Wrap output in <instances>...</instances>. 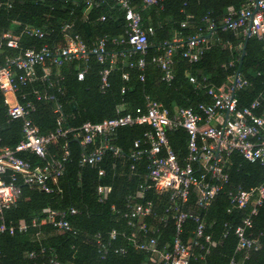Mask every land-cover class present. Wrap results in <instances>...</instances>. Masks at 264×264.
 I'll return each mask as SVG.
<instances>
[{
	"label": "trees",
	"instance_id": "1",
	"mask_svg": "<svg viewBox=\"0 0 264 264\" xmlns=\"http://www.w3.org/2000/svg\"><path fill=\"white\" fill-rule=\"evenodd\" d=\"M248 0H162L159 6H154L142 12L143 22L154 29L150 37V47L144 59L146 66L143 71L137 67H129L135 63L139 55H134L122 65H117L108 76L109 87L104 94L98 91L100 82L99 72L108 65H99L94 56L88 57L89 69L83 81H77L76 73L79 63L73 61L62 68L64 75L58 87H63V94H56L57 87L48 88L41 82L30 84L25 91L31 93L34 88L41 92L53 93L57 97L60 111L64 117V128H79L82 124L99 123L104 119H111L117 115L134 113L138 108H145L146 98L160 103L170 112L177 108L195 109L200 103H208L209 99L204 91L195 90L188 78L193 76L198 82H205L215 87L227 85L226 80L238 69L240 60L238 45L245 42L239 33L222 30V21L229 9L240 10ZM9 3L10 7L4 4ZM138 6L140 0H132ZM0 35L13 31L17 32L24 26L41 29L57 41L64 23L73 26L72 32L78 34L87 46H91L96 39L108 36L114 38L123 33L122 11L113 6L110 0L99 2L97 7L87 9L80 0H0ZM106 16V21L99 18ZM208 18L214 24L213 34L208 37L205 31L204 19ZM187 22L182 28L181 24ZM199 34L208 38L211 47L204 52L195 63H189L182 56L186 50L187 39ZM182 39V48L174 52L172 66L173 79L170 83L162 81V71L151 62L152 58L162 53L165 43L170 44L175 37ZM47 41L33 40L23 37L24 47L35 45L37 48ZM108 50L124 52L127 47H113L110 43ZM233 61L234 66L228 67ZM128 75V80L121 78ZM241 76L250 82L251 86L236 92L240 108L248 106L260 94L263 96L262 106L257 113L264 110V35L261 38L250 37L246 42L245 55L240 67ZM143 80H140V77ZM125 91L122 93V89ZM54 102H37L36 110L31 114L32 122L38 127L40 134L45 135L56 128L58 114L54 111ZM119 111V113L117 112ZM22 122L7 118V108L0 94V148H14L22 139ZM150 131L147 126H133L119 129L112 140V144L119 147L123 157L112 156L106 152L102 160L94 167L79 166L82 149L79 139L69 135L47 147L48 158L62 154V147L66 146L69 156L63 163V174L56 184H50L53 194H44L19 182L20 197L15 206L4 210L3 221L7 227L17 226L23 222L27 226L24 233L9 235L0 234V264H43L55 258L61 264H142L147 256L143 252L130 249L126 238L131 235L132 228L124 220L112 212L111 207L124 210L125 199L133 195L143 182L146 162L132 161L128 158L134 141H143L144 133ZM169 144L181 161L185 154L187 137L182 130L167 134ZM94 147L89 146L88 151ZM32 165H43V161L32 154H20ZM105 172L98 176V170ZM228 183L223 191L213 201L210 208L201 212L206 225L205 234L210 235L215 244L205 253L206 245L199 240L200 247L193 249L191 264H228L234 257L238 264H264V203L259 208L253 220V228L249 230L252 238L258 240L256 250L248 252L244 259V252H235L236 238L234 228L244 217V211L226 212L229 207V193L238 187L249 190L264 184V169L259 163H249L237 154L230 157L226 166ZM111 187V192L103 203L97 201V185ZM154 200V199H153ZM155 201V200H154ZM157 202V200H156ZM192 203V198L190 199ZM157 214L162 215V202L158 206ZM76 209L77 214L68 220L76 234L61 233L50 225H39L38 221L44 217L46 210L68 211ZM185 211L198 213L191 204L184 206ZM1 223V221H0ZM225 224L231 229L223 238L226 231ZM195 223L187 221L184 225L182 240L190 237ZM159 228V227H158ZM112 230L119 235L114 241H108V233ZM100 234V244L108 246V253L102 257L100 244L96 235ZM159 245L171 243L174 238V227L168 223L159 228L155 235ZM118 247H129L124 256L113 253ZM33 257H30V255Z\"/></svg>",
	"mask_w": 264,
	"mask_h": 264
},
{
	"label": "built area",
	"instance_id": "2",
	"mask_svg": "<svg viewBox=\"0 0 264 264\" xmlns=\"http://www.w3.org/2000/svg\"><path fill=\"white\" fill-rule=\"evenodd\" d=\"M80 1L90 9L97 7L103 0ZM110 2L122 11L123 33L114 38L100 37L91 46H87L78 34L71 31L73 26L69 23L62 25L54 44L53 39L47 41L49 36L45 32L32 26H24L17 32L8 31L0 35V93L7 108L8 120L22 122V139L18 144L14 148H0V234L8 232L9 235H14L27 230L23 222L7 227L2 218L3 211L15 206L19 200V182L44 194L54 193L50 184H56L62 176L63 163L69 153L64 146L60 157L51 155L48 158L47 147L50 144L66 139L69 135L79 139L82 149L79 166L94 168L106 152L115 157H123L121 149L111 143L119 129L147 126L150 131L144 133L142 142L134 141L128 155L135 162L142 158L145 160L143 182L133 195L125 199L123 211L114 207L111 210L132 228L133 231L126 240L130 249L146 254L147 258L142 264H191L193 249H202L199 240L206 245L205 253L215 245L211 236L205 234L206 225L201 212L210 208L228 183L229 177L225 169L230 157L237 154L249 163H259L264 169V110L257 113L261 109L263 96L260 94L248 106L240 108L235 94L251 86L240 72L235 71L227 78L229 92L224 91V86L215 87L206 83L205 79L198 82L195 77L190 76L189 83L194 85L195 90L204 91L209 99L208 103H200L195 109L177 108L170 112L160 103L146 98L145 108H138L134 113L117 115L99 123L86 122L79 128H64V117L55 94L38 89L28 93L22 89L41 82L48 88L57 87L56 94H63L64 88L58 87L64 79L61 69H66L67 64L73 61L78 62L76 79L83 81L89 69L90 55L94 56L99 65H108L99 72L100 94H104L109 87L108 76L117 65L139 55V59L130 63L129 67H137L143 71L146 66L144 55L151 45L149 39L153 36L154 29L144 24L142 12L159 6L162 0H140L138 6L133 5L132 0ZM4 5L10 7L9 3ZM99 20L106 21V16H101ZM203 21L206 25L205 31L212 36L214 24L208 18ZM186 26L187 22L181 24L182 28ZM222 30L239 33L243 37L261 38L264 35V0H248L238 11L229 9L222 21ZM23 37L47 42L38 48L35 45L24 47L21 43ZM108 43L113 47L124 46L127 49L124 52H113V48L108 50ZM181 43L182 39L179 37L170 44L165 43L162 53L151 60L162 71V81L166 83L173 79L174 52L182 48ZM210 47L208 38L196 34L187 39L186 50L182 56L189 63H195ZM238 50L239 53L242 51L241 45ZM233 66L234 62L231 61L228 67ZM121 78L128 80V75L124 73ZM140 80H143L142 76ZM124 91L123 88L122 93ZM42 101L52 104L54 102V111L58 114L55 130L45 135L40 134L31 120L36 103ZM178 130L184 131L187 137L185 154L181 161L177 159L167 137L168 133ZM89 146L94 148L88 151ZM20 154H32L44 163L32 165L21 158ZM104 175V170L99 169L98 176ZM110 192V186L97 185V201L105 202ZM229 196L226 212H245L233 234L236 238L235 252H244L246 259V254L259 246L258 240L252 238L249 230L253 228L252 218L264 203V184L249 190L238 187ZM160 202L162 215L157 214ZM188 203L198 213L185 211L184 206ZM77 213L74 208L68 211L48 209L38 224H48L61 233L76 234L68 219ZM187 221L194 222L195 227L190 237L183 241L182 235ZM168 223H172L174 227V238L171 243L159 245L155 235L159 228ZM224 226L226 231L223 238L231 229L228 224ZM118 236L123 235L112 230L108 233V241H114ZM96 239L100 244V234L96 235ZM109 245L100 244L102 257L107 255ZM129 247H118L113 253L124 256ZM43 264L61 263L51 258ZM228 264L238 262L232 257Z\"/></svg>",
	"mask_w": 264,
	"mask_h": 264
},
{
	"label": "water",
	"instance_id": "3",
	"mask_svg": "<svg viewBox=\"0 0 264 264\" xmlns=\"http://www.w3.org/2000/svg\"><path fill=\"white\" fill-rule=\"evenodd\" d=\"M247 40H248V37L245 38V42L243 43V47H242V51H241V56H240L237 72H240V67H241V64H242V61H243V58H244V55H245V47H246ZM233 95H234V91H232V96Z\"/></svg>",
	"mask_w": 264,
	"mask_h": 264
},
{
	"label": "crops",
	"instance_id": "4",
	"mask_svg": "<svg viewBox=\"0 0 264 264\" xmlns=\"http://www.w3.org/2000/svg\"><path fill=\"white\" fill-rule=\"evenodd\" d=\"M207 36L210 37L208 34H207ZM175 38H178V36H176ZM240 45H241V44H240ZM238 46H239V45H238ZM238 46H237V50H238ZM241 48H242V45H241ZM240 55H241V54H240ZM35 83H36V82H35ZM226 83H227V80H226ZM226 88L228 89L227 85L224 86V89H226ZM25 89H26V88H23L22 91H23V92H26ZM34 89H36V88H34ZM228 90H229V89H228ZM0 94H1V93H0Z\"/></svg>",
	"mask_w": 264,
	"mask_h": 264
},
{
	"label": "rangeland",
	"instance_id": "5",
	"mask_svg": "<svg viewBox=\"0 0 264 264\" xmlns=\"http://www.w3.org/2000/svg\"><path fill=\"white\" fill-rule=\"evenodd\" d=\"M224 91H225V92H229V90H228L227 88H226V89H224Z\"/></svg>",
	"mask_w": 264,
	"mask_h": 264
}]
</instances>
